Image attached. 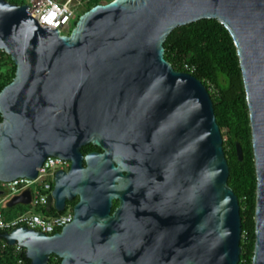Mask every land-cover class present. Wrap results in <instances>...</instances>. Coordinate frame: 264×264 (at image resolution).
<instances>
[{
	"label": "water",
	"instance_id": "1",
	"mask_svg": "<svg viewBox=\"0 0 264 264\" xmlns=\"http://www.w3.org/2000/svg\"><path fill=\"white\" fill-rule=\"evenodd\" d=\"M29 8L0 0V50L15 64L0 90V181L34 179L54 155L70 164L56 171L45 208L78 200L54 233L18 226L0 237L30 264L51 254L60 264H238L240 203L211 94L164 57L175 27L214 18L241 68L256 173L252 264H264V0H110L68 34ZM86 143L102 151L84 155ZM30 200L26 189L5 205Z\"/></svg>",
	"mask_w": 264,
	"mask_h": 264
},
{
	"label": "trees",
	"instance_id": "2",
	"mask_svg": "<svg viewBox=\"0 0 264 264\" xmlns=\"http://www.w3.org/2000/svg\"><path fill=\"white\" fill-rule=\"evenodd\" d=\"M8 1L24 3L23 0ZM108 1L110 0H87L84 8L78 11V16L93 5ZM76 20L77 18L74 19L72 26ZM164 50V57L175 69L192 73L203 81L211 94L229 165L228 184L238 196L240 203L242 251L238 264H252L255 243L256 173L248 106L234 41L221 22L214 18H204L175 27L164 41ZM186 62L194 65L193 71L185 69ZM14 71L15 64L10 56L0 50V90L11 81ZM236 142L242 147L241 160L236 154ZM93 148L99 147L93 145ZM75 202L68 201V204ZM14 206L2 205L7 218L26 209L15 210ZM64 210L61 212L53 208L47 210L45 206L39 209L47 216L61 214L65 212ZM0 264H30V261L25 256L24 249L17 250L14 245L8 244L0 237Z\"/></svg>",
	"mask_w": 264,
	"mask_h": 264
},
{
	"label": "built area",
	"instance_id": "3",
	"mask_svg": "<svg viewBox=\"0 0 264 264\" xmlns=\"http://www.w3.org/2000/svg\"><path fill=\"white\" fill-rule=\"evenodd\" d=\"M71 0H29L28 13L38 19L41 26L58 29L60 34H68L72 29V23L78 17V11L70 4ZM185 69L194 70V65L184 63ZM69 166L67 159H62L54 155H48L38 168L37 176L34 179L28 177H18L10 181H0V231H10L18 226H26L34 230L51 234L60 230L65 224L72 220L73 204H66L65 212L58 215H44L39 209L45 206L47 197L51 193L58 169ZM35 185V186H34ZM34 186V188H32ZM26 189H30L31 200L27 205L33 206L35 211L25 210L11 218H7L2 210V205L6 204L13 196L21 194ZM17 250H23L18 244H14Z\"/></svg>",
	"mask_w": 264,
	"mask_h": 264
},
{
	"label": "flooded vegetation",
	"instance_id": "4",
	"mask_svg": "<svg viewBox=\"0 0 264 264\" xmlns=\"http://www.w3.org/2000/svg\"><path fill=\"white\" fill-rule=\"evenodd\" d=\"M21 4H23V3H21ZM80 151L82 152V154L86 155L87 153L92 152V151H102V149L100 147L99 148H93V144L92 143H86V144H84V145H82L80 147ZM67 161L70 164L69 160H67ZM83 164H85L84 161H83ZM68 168H69V166H67L65 168V170H67ZM77 200H78V196L75 195L72 200H67L66 204L68 205V201H77ZM117 203H118V201L116 199H114L113 200V205H112V208H111V212L114 211ZM60 261H61V258L59 256H57L55 254H51L49 256L47 264H60ZM109 264H127V262L119 260L116 257H112L109 260Z\"/></svg>",
	"mask_w": 264,
	"mask_h": 264
},
{
	"label": "rangeland",
	"instance_id": "5",
	"mask_svg": "<svg viewBox=\"0 0 264 264\" xmlns=\"http://www.w3.org/2000/svg\"><path fill=\"white\" fill-rule=\"evenodd\" d=\"M60 1H65V0H60ZM24 3H29V0H23ZM87 2V0H71L70 1V4L77 10H81L84 8L85 6V3ZM35 186V185H34ZM34 186H32V188H34ZM69 205H68V209H69ZM26 208L25 210L29 209V210H32V211H35V208L33 206H27V207H24L20 204L14 206V209L15 210H20V209H24Z\"/></svg>",
	"mask_w": 264,
	"mask_h": 264
}]
</instances>
